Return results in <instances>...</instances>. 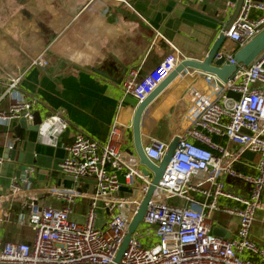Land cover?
<instances>
[{"label": "built area", "instance_id": "built-area-1", "mask_svg": "<svg viewBox=\"0 0 264 264\" xmlns=\"http://www.w3.org/2000/svg\"><path fill=\"white\" fill-rule=\"evenodd\" d=\"M241 7L230 30L223 32L225 42L214 60L223 57L225 64H234L235 49L244 47L264 30V1L243 0ZM231 9H235L233 2L226 4L225 12ZM229 44H234V50H227ZM168 45L169 51L159 64L142 78L141 64L127 70L124 94L137 104L182 60L179 51ZM34 63L40 64L39 60ZM190 73L191 83L180 97L183 110L171 139L178 137L179 143L154 189L146 215L117 264H264V246L251 236L257 213L264 211L261 201L264 192V50L249 66L238 65L226 82L198 70H185L174 83L178 84ZM17 84L18 78L8 79L5 95L12 102L7 110L0 111V126L7 130L19 118L32 121L34 113L36 102L22 99ZM229 91L240 98H227ZM68 125L63 113L54 111L38 125L35 139L54 148ZM126 128L131 129V124ZM121 133L122 125L116 119L106 144L78 132L72 144L63 147L65 157L59 163V173L75 182L93 180L94 192L88 197L83 225L70 219L71 205L81 195L74 189L46 187L35 191L28 188L26 178L23 179L26 189L15 181L7 187L0 186V213L21 202L27 212L20 213L17 221L33 233L31 242L2 243L0 264L113 263L151 183V176L141 172L143 167L133 146L126 151L120 149ZM169 143L151 140L144 143V151L157 164ZM18 144L19 139L10 140L5 148L10 151ZM244 153L258 155L251 166L252 173L234 169ZM6 160L0 157V165ZM24 172L31 173L33 168L28 167ZM228 180L240 183L247 190L244 194L229 192ZM121 188L129 192L118 196ZM38 193L52 194L66 205L56 209L39 206ZM222 199L230 204L221 205ZM98 203L106 213L101 229L94 227ZM218 213L236 220L237 227L229 238L212 234ZM139 228L143 231L140 238H147L150 246L138 241Z\"/></svg>", "mask_w": 264, "mask_h": 264}, {"label": "crops", "instance_id": "crops-1", "mask_svg": "<svg viewBox=\"0 0 264 264\" xmlns=\"http://www.w3.org/2000/svg\"><path fill=\"white\" fill-rule=\"evenodd\" d=\"M230 2L236 4L237 0H0V111L7 110L12 102L5 95L8 79L18 78L20 97L36 102L34 113L37 111L41 120L59 110L69 123L54 148L38 143L36 133L27 130H21L17 138L14 128L18 119L8 130L0 126V157L10 140L20 141L10 150L15 156L0 168L11 166L15 175L11 182L22 189L27 186L25 178L28 188L35 191L68 183L64 178L69 177L58 169L65 157L63 147L72 144L78 132L106 144L116 119L122 125L120 149H130L133 136L125 127L132 124L138 104L124 94L127 70L141 64L142 78L169 51L168 43L182 59L202 60L234 11L225 12ZM234 47L229 44L226 48L232 51ZM36 60L40 64L34 63ZM190 83L191 73L178 84L169 85L146 109L141 124L143 143L171 141L183 110L179 100ZM257 158L254 153H245L234 169L252 173ZM28 167L33 172L25 173ZM19 170L23 179H17ZM11 182H0V186ZM93 188V180L85 179L65 189L81 193L71 205V220L80 210L86 214ZM226 188L237 194L247 190L230 180ZM37 197L39 206L56 209L66 205L52 194L38 193ZM261 201L264 205V192ZM220 203L230 204L224 199ZM22 212L27 209L19 202L0 213V246L31 242L32 231L17 221ZM215 224L230 235L237 227L235 219L222 213L215 215ZM251 236L264 246V211L257 213Z\"/></svg>", "mask_w": 264, "mask_h": 264}, {"label": "water", "instance_id": "water-1", "mask_svg": "<svg viewBox=\"0 0 264 264\" xmlns=\"http://www.w3.org/2000/svg\"><path fill=\"white\" fill-rule=\"evenodd\" d=\"M243 0H237L235 4V9L233 13H231L230 18L224 25V30L221 31L215 41L213 42V46L208 52V54L202 60H191V59H182L176 69L169 74L156 89H154L147 97L143 99V102L138 104L134 109L132 115V124H131V133L133 136V149L135 154H137L139 158L140 165L143 167L141 172L143 175H150L151 176V183L147 188V192L145 197L143 198L140 206L138 207V211L132 220L129 223L128 231L121 243V247L117 251V254L113 260L112 264H117L120 257L126 250L128 246L129 239L131 235L136 231L138 225L142 222L144 216L146 215L147 206L154 194V189L159 181L162 179L164 173L166 172V168L170 163L173 152L176 149L179 138L175 137L167 146L165 150V154L162 157V160L157 164H154L148 157V155L144 151V143L141 136V124H142V117L146 109L158 98L161 93L171 85L174 80L178 77V75L185 71V70H198L203 73H207L210 75H215L219 80L226 82L228 78H231L233 73L236 71L237 66L240 65L242 67H247L250 65L251 62L264 50V30L254 37L252 40L248 42L242 48H239L233 54V61L234 64H225L224 58L221 57L220 59L214 60V57L218 50L224 45L225 42V35L223 32H227L231 28V24L237 19L242 6ZM95 73L99 74L104 78H109L107 74H104L98 70H94ZM227 98H234L238 100L240 97L236 93L227 92ZM40 115L37 111L33 113L32 121H27L23 118L18 119V124L14 128V134L18 138L20 135L21 130H27L28 132L36 133L38 129V125L41 123ZM15 156V151H9L5 149L3 157L5 159H12ZM21 175V176H20ZM16 176L21 177L23 179V172H16ZM212 234L216 237H225L229 238V234L222 228H214Z\"/></svg>", "mask_w": 264, "mask_h": 264}, {"label": "rangeland", "instance_id": "rangeland-1", "mask_svg": "<svg viewBox=\"0 0 264 264\" xmlns=\"http://www.w3.org/2000/svg\"><path fill=\"white\" fill-rule=\"evenodd\" d=\"M14 176H15L14 170L12 169L11 166L0 168V182L5 183V184L9 183V182H11V179L14 178ZM69 178H64V179L69 181L70 183L69 182L68 183L60 182L59 184L56 185V187L58 189H66V188L73 186L74 183H76V182L72 178L71 179L73 181ZM127 192H129L128 189L121 188L119 190V192L117 193V195L122 196L124 193H127ZM105 220H106V213H105L104 209L101 208V204L98 203L97 208H96V218L94 221V227H97L99 229L103 228L102 226L105 224ZM71 221H73L79 225H83L85 223V213L82 212V210L74 213ZM141 235H143V231L139 228V232L136 235L138 241L140 242V244H142L144 246H146L147 243H148V246H150L151 244H150L149 240L147 238H145L144 236L140 238Z\"/></svg>", "mask_w": 264, "mask_h": 264}, {"label": "trees", "instance_id": "trees-1", "mask_svg": "<svg viewBox=\"0 0 264 264\" xmlns=\"http://www.w3.org/2000/svg\"><path fill=\"white\" fill-rule=\"evenodd\" d=\"M237 50H238V48L235 49V51H237ZM213 139H214V141H219L217 138H213Z\"/></svg>", "mask_w": 264, "mask_h": 264}]
</instances>
